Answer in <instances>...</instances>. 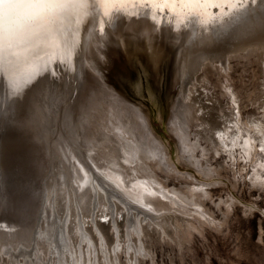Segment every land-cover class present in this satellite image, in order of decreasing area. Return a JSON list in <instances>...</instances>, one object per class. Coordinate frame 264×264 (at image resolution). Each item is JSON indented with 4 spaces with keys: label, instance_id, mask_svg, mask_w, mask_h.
<instances>
[{
    "label": "rangeland",
    "instance_id": "374dc122",
    "mask_svg": "<svg viewBox=\"0 0 264 264\" xmlns=\"http://www.w3.org/2000/svg\"><path fill=\"white\" fill-rule=\"evenodd\" d=\"M181 32L188 33L187 29H181ZM176 43L175 50L169 48L165 52L166 59L172 57V70L170 88L164 94L167 100L163 118L143 99L129 96L125 99L121 91L102 80L117 96L149 117L153 135L161 147L163 145L162 150H167L173 169L164 164L158 167L153 160L148 161L150 167L147 168L155 179L142 177L145 184L160 181L167 191L178 192L184 198L190 197L191 188H202L206 184L210 194L201 200L207 210L205 216L209 215L207 218L213 221L205 222L185 211L184 214L181 208L152 212L150 206L140 200L142 187L135 189L136 185L132 186L138 183V177L128 176L127 181V173L124 182L129 183L128 188L139 189V193L136 192L138 196L132 193L133 196L125 190L122 179L118 177L119 181L115 173L121 167L109 164L116 158L117 150L107 154L108 148L103 147V143L107 141L104 138L106 131L112 132L116 128L115 131L122 133L126 130L122 127H127L130 121L127 122L117 104H109L98 90L95 91L97 87L88 74L101 78L92 60L88 66L84 64L85 75H81L78 66L70 70L58 63L53 69L54 76H40L28 95L13 97L10 110L6 107L10 100L1 95L0 264H63V260L53 263L51 257L61 252L63 258L65 247L71 248L69 236L73 234H69L67 227L77 234L74 228L80 216H83L80 222L82 220L84 233L91 236L97 249L96 264H105L102 253L105 247L100 235L111 250L112 264L115 260L117 263L114 264H264V50L252 46L226 54L219 63L203 61L191 80L194 84L188 87L191 98L181 102V106L178 98L186 41ZM161 106L158 105V111ZM175 113L180 119L178 125L181 124L184 131H179L181 137L170 131L169 124ZM117 131L112 135L115 136ZM143 135H138L137 139L143 140L142 146L148 147L147 136L144 132ZM124 136L129 142L126 143L133 146L136 138L132 134ZM146 147L144 152L149 151ZM100 150L105 153L101 154ZM127 154L133 156L128 151ZM108 167L115 172L107 170ZM121 171L126 172L124 168ZM141 173L144 172L141 170ZM139 181L144 183L142 179ZM97 182L101 183L100 187ZM68 187L74 190L73 195L78 199L74 200L76 205L83 203L84 213L79 204L77 209L81 215L77 212V218L69 217L66 207ZM58 188L66 190L67 202L61 203L64 200L61 196L63 200L58 202L57 208L54 203L60 198L55 195ZM49 192L52 195L48 197ZM79 199L84 200L80 202ZM178 202L188 207L184 202ZM156 216L164 219L161 221ZM78 236L84 243L81 234ZM107 258L110 262L111 258Z\"/></svg>",
    "mask_w": 264,
    "mask_h": 264
},
{
    "label": "bare ground",
    "instance_id": "6f19581e",
    "mask_svg": "<svg viewBox=\"0 0 264 264\" xmlns=\"http://www.w3.org/2000/svg\"><path fill=\"white\" fill-rule=\"evenodd\" d=\"M140 10H141V8H139L138 6L137 7L129 6L127 13L115 14L111 18L110 22L105 23L104 28H103V32L100 31V24H99L100 14L96 13L95 10H91V9L89 10L90 14L87 16H83L79 10H69L67 12L57 13L51 18L50 22H46L45 24L38 26V28H37L38 31H47L50 33V36L47 39H34L31 45L19 46V47H16L15 49H13L12 53H5L3 69L0 70V96L3 94L5 99L8 98L10 100L9 105L6 107H8L9 110L11 109V107L13 105L11 103V99L13 97L23 98L25 95H28V93H30V91H31L30 90L31 87L33 85H34V87H36V85L34 84L35 80H37L40 76H41V78L42 77L45 78L47 76L48 77L54 76L55 74L53 75V73H54L53 69H54V67H56L55 65H57L58 63L61 66L63 65L64 67H68L70 70H73V68L75 66H78L80 69V72H81V67H83L84 64H86L88 66L89 63L91 62V60H92V63H95L96 61H98L100 59L99 57L103 56V51H101L102 48L106 47V43H108L111 40L110 38H112V36H109L104 40H101V38L103 36L107 35V33H110L111 29L113 30L112 32L115 33L114 36H117L120 34L119 32H121L122 30L127 31L130 28L134 27L135 28L134 31H136L135 33H137L138 35L146 37L147 41L151 44L152 43L151 41L153 40V38L156 37V35H154V32H151V30L153 29V26H155V25L152 22L153 20H151V18H150L151 14L148 12H147V14H143L140 12ZM165 11H167V10H165ZM212 12H213V8L210 7L206 10V14L204 12H201V14L198 18H195V17L189 18L186 10L177 9L176 10L177 14L169 13V14H172L175 17V19H171L172 17H166L164 19V21H162L164 23H168V22H171V24L175 23L174 28L177 31H181L178 29L190 30V31L187 30L188 31V33L186 32L187 34L182 33V32H178L176 34L177 42L186 41L185 51L182 54V59L184 58L183 70H185V73L182 70L183 79H182V83H181V92L179 93V98H178L181 100V101L178 100V102H180V104H181V102L184 103L186 100H190V98H191L190 97V93H191V91H190L191 87L190 86L194 84V83L193 84L191 83V80L194 78L197 70L199 69V66H201L203 61H205V60L207 61V59H208L209 61L213 60V62L218 61V63H219V61H221V60L223 61V58L226 57L225 56L226 54L231 53V52H235V51H240L243 49L245 50V48L252 47V46L258 47V48H261L264 50V0H256L255 4H250L249 6H247L245 9H243L239 13H237L235 15L233 14L234 16L231 15V16H233L232 18H231V16H229L230 18L228 20L224 21V23H222V24L216 23V25L214 24L215 25L214 27H207V23L209 21L214 20L215 17L224 16L223 13L220 12L219 10H218V14H216V15H214ZM138 13H139V15H138ZM186 19H188V21H190V22H191V20H195L197 23L196 24L197 27L193 26V27H195V29H191L187 26H180V24L182 23L181 21H184ZM109 24H112L111 29L105 28V26L106 25L108 26ZM203 24H206V25H203ZM193 34H195L194 37L191 36ZM119 37H121V35ZM94 40H97L98 45L95 44ZM92 51H96L94 53H96V55L98 54V57H96L95 54H93L91 56V54L93 53ZM101 52H102V54H101ZM69 69H67V70L70 71ZM57 70H58V68H57ZM61 70H63V69H61ZM70 74H71V71H70ZM69 76H71V75H69ZM88 76H89V79L93 80L92 82L94 83V86L97 87V89L95 91L98 90L100 95L102 94V96H104L105 100H107V102L109 104H113V103L117 104V106L119 108L118 110H120V112L125 115L127 122H128V120L130 121L128 123L129 125H127V127L121 126L123 129L126 128V130L122 133L120 131L118 132L116 130L118 133H116L115 136H113L112 134H115L116 128H114V130H113L115 132L106 131L107 133L105 132L106 135L104 138L107 141L104 140V143H103L104 144L103 147L108 148L107 154L109 152H111L110 154H112L113 150H117L116 156H115L116 158L114 159V156H113L112 158L114 159V161L110 160L109 164L119 166V167H121V169L124 168L126 170V172H123L119 168L120 171L119 170H116L118 172L114 171L117 174V178L119 177L120 179H122L123 185L125 186V190H127V192L130 191L131 194L135 193L137 195L136 192H138L139 189H137V191H135L136 187L137 188L142 187L143 190L142 189H140V190L143 191V195L138 192L139 197H141L140 200L143 199V201L145 203V204L144 203L143 204L145 206H150V208L152 209V212H153V210L155 212H161V211L168 210L169 208H172L174 210H178L179 208H181V209H183L182 210L183 213L185 211V212H188L191 216H194V217L199 216L205 222H208V223L212 222L213 220L209 221V219L207 218L209 215H207V217L205 216V213H207V210L205 208L204 202L201 200L202 197L209 196V194H210L209 191L207 190V188L205 187L206 184L203 185L202 188H197V187H194V189L191 188L192 190H189L190 197L186 196V198L182 197L181 196L182 194L180 195V194H178V192H175V191L173 192L170 190L167 191L166 187L164 185H162V183H160V181L155 180L154 181L155 184L154 183L153 184H151V183L145 184V182L143 181V178L144 179L147 178V180L148 179L151 180L155 177L153 172L151 170L149 171V169L147 168V166L150 167L148 161L153 160L156 164L155 166H158V167H160L161 165L164 164L163 166H167V168H169L170 170L173 169V167L170 165V162H169V157H168V154L166 152L167 150L165 148H164L166 150L165 152L162 150L163 145L161 147V144L156 140L155 136L153 135V131L150 127V119L147 115L144 114V112L139 110L137 107L130 105L121 96H117L118 94L115 93L105 83L106 81L104 80L105 81L104 82L102 80L101 77H100L101 79H99L98 77L90 74V72H89ZM189 84H191V85L189 86ZM188 87H190V88H188ZM26 89H28V90H26ZM99 93L97 92V94H99ZM166 93H167L166 88L164 87V92L160 96L153 98V99H150L149 97L146 96V99L148 100L146 102V104L149 105L150 107H152V109L154 108L153 110H155L156 112H159L160 118H163V112L165 110V103L167 100V97L165 96ZM123 95L125 96L124 98L126 99L127 94L125 92H123ZM34 96H36V98L38 97V95H33V97ZM33 97H32V99H33ZM24 100H26V99H24ZM38 101H37V103H38ZM27 102H26V105H27ZM33 103H31V104L33 105ZM160 104H162V106L159 109L160 111H158L157 107H158V105L160 106ZM24 106H25V104L23 105V107ZM181 106H183V104H181ZM90 109H92V108H90ZM107 109H109V108H107ZM21 110H23V109H21ZM29 112H30V110H29ZM29 112H28V114H29ZM20 113H22V112H20ZM30 115H31V113H30ZM101 115H103V114H101ZM173 117H174V115H173ZM175 119H176V123L174 122ZM179 120L180 119L177 118L176 113H175V117L171 120L169 125L172 128V129H170V131L177 133V136L179 135V137H181L180 134H178V133H180V132L184 133V131L181 128V124H180V126L178 125ZM108 121H106V122H108ZM104 122H105V120H104ZM9 124H11V123H9ZM104 125L107 126V123ZM101 128H102V130H104L103 127H101ZM105 128L108 129L107 127H105ZM226 130H228V129H226ZM121 131H122V129H121ZM229 131H231V130H229ZM143 132L147 136V141H148L147 145L149 147V151H147V152L143 151L144 147H146L144 145L142 146V144H141V143H143L142 142L143 140L137 139V136L143 135ZM129 134H132L136 138L135 142L133 141V143H134L133 146L128 145L126 143L128 141H125V140H127V138L124 135H129ZM229 134H231V133L229 132ZM220 135H222V134H220ZM142 137H144V135ZM184 144H186V143H184ZM101 145H102V143H101ZM108 145H111L112 147L111 148L106 147ZM117 146H119V148ZM185 146H187V145H185ZM99 147H100V145H99ZM148 147H146V150ZM101 148H99V149H101ZM96 150H94V151H96ZM103 150L105 151V149H103ZM102 151L100 153L104 154L105 152L103 153ZM127 151L132 153L133 156L128 157ZM93 156H94V154H93ZM97 158H99V157H97ZM120 159H122L121 160L122 162H120ZM140 162L142 163V165ZM139 168H141V169H139ZM108 169H109V167L107 168V170ZM111 169H109V171L113 172ZM141 170L144 172L143 174L141 173ZM126 173L128 174V175H126V177H128V176L138 177V180L136 177H133V179L136 178L135 180H137L138 183H136L135 181L132 180V182H135L132 184V186L136 185L135 189L133 187L128 188L127 185H129V183L126 185V183L124 182V179H125L124 175ZM116 174H114L115 178H116ZM140 174H142V175H140ZM112 177H114V176H112ZM120 179H119V181H120ZM139 179H142V181L144 183L139 181ZM127 181H129V177H128ZM97 183H96V185H99V187H100L101 183L100 184L99 183L97 184ZM130 183H131V181H130ZM120 184H122V183H120ZM64 187H66V185ZM92 187L96 191L99 189V188L96 189L95 185L94 186L92 185ZM68 189H67L68 190L67 195H68L69 203L66 207L68 208V211L70 212L69 217L75 216L77 218L79 216V215L77 216V212H78L77 208L79 207V204H80V207L82 208L83 206H81V205L83 203L82 204L79 203L77 206L76 205L77 202H75V201L78 199H76V196L73 195V192H74L73 188L68 187ZM123 189L124 188H122V190ZM125 190H123V191L125 192ZM104 191L105 190H103V192ZM64 192L66 193V190H64L62 188H58L56 190L55 195L57 197H60V198H59V201L55 199V203H54L55 207H57L56 205H59L58 202H61L63 200V198L61 199V196L65 195ZM106 192H107V190H106ZM90 193H92V192H90ZM130 193H129V196H131ZM109 194H111V193H109ZM50 195H52V193L49 192L48 197ZM108 195H105V196H108ZM127 195H128V193H127ZM65 196H64V200L61 203H64V201L66 200ZM83 196H85V195L84 194L81 195L82 198H83ZM96 197H99L98 194ZM104 197H103V199H104ZM108 198L109 197H107V199ZM84 199H81V200H84ZM81 200H80V202H81ZM108 200L110 201V199H108ZM178 201H181V203L184 202L185 204L188 205V207L186 205H181ZM65 202H67V200ZM138 203L140 204V201ZM190 206H195L196 209L193 210ZM100 207H102V206H100ZM99 208H96V209H99ZM82 209H80V210H81V212L84 213V208H82ZM171 211L173 212V210H171ZM96 212H97V210H96ZM79 214L81 215V213H79ZM184 214H186V213H184ZM82 215H84V214H82ZM190 215H189V217H190ZM163 216H165V215H163ZM80 217L82 218L83 216H80ZM80 217H79V222L77 221V219H76V222L74 221L76 223L74 229L76 230L77 234H74L72 232L73 229H71L69 226L67 227L69 234L70 233L73 234L72 236H69L70 237L69 240L71 241L70 242L71 248L65 247L66 250H65V255L63 256V258L60 255L61 252L60 253L58 252V254L56 256H52L51 258H52L53 263H55L56 261L59 263L60 260H63L65 264H85V262H86V264H96L95 259L97 258V255H98L97 249L95 247V244H94L91 236H88V234L86 235L84 233V230L82 227L83 224L81 226L82 220L80 222ZM161 217L162 216H160V219H161ZM157 218L159 219V217H157ZM163 219H161V221ZM71 221L72 220L69 219V222L68 221L67 222L71 224ZM83 221H85V220H83ZM138 221H140V220H138ZM161 221H158V222L160 223ZM150 222H153V221H150ZM155 222L158 223L157 220ZM150 225H153V223H150ZM156 225H158V224H156ZM95 226H96V228H98L97 227L98 225L96 223H95ZM141 227H139V228H141ZM163 229L164 228H162V230ZM174 229H176V228H174ZM97 230H98V233L101 232L99 229H97ZM80 234H81V237L84 239V243H82L83 240L80 239V236H78ZM72 238H73V241H72ZM100 238L102 241L103 248L105 247L104 251L102 252L104 254V256H103L104 260L103 261L105 264H110L112 262L111 250H109V248L106 247L107 244L105 242V239L102 237V235H100ZM66 241H68V240L66 239ZM118 245L120 246L119 243H118ZM54 249H55V247H54ZM0 250H1V248H0ZM52 251L54 253L53 249H52ZM52 251L50 250V252H52ZM19 257H21V256H19ZM107 257L111 258L110 262L108 261ZM51 258L49 260H51ZM25 259L26 258H24V261H25ZM115 262H116V260H115ZM14 264H16V262Z\"/></svg>",
    "mask_w": 264,
    "mask_h": 264
},
{
    "label": "water",
    "instance_id": "95a60500",
    "mask_svg": "<svg viewBox=\"0 0 264 264\" xmlns=\"http://www.w3.org/2000/svg\"><path fill=\"white\" fill-rule=\"evenodd\" d=\"M250 4L252 3L250 2L248 6ZM140 12L147 14V12L150 13V10L141 9ZM212 13L214 15L218 14V9L213 8ZM233 14L235 15L237 12H234ZM233 16H231V18ZM166 17H172L171 19H175V17L172 14H169L168 11L157 13L155 20L150 17L155 25L153 26V29L151 28V32H154V35H156L151 41V44L147 41L146 37L135 33L136 31H134V27L127 31L121 29L122 31L119 32L120 34L114 36L115 33L112 32L113 30L111 29L112 24H109L108 26L106 25L105 28H110L111 30L110 33L103 36L101 40H104L109 36H112V38L106 43V47L102 48L101 51H103V56L101 55L102 57H99L100 59L94 63L97 65V73L100 74L99 76L115 89L125 92L130 98L143 99L145 103L148 101L145 98L146 96L153 99L164 92V87L168 90L171 84L170 72L172 70V57L166 59L165 52L169 48L175 50L177 45L176 34L181 31L175 30V23L171 24V22H162ZM229 18V16L215 17L214 20L207 23V27H214L216 23L222 24ZM181 22L180 26H187L191 29L197 27L195 20H191L190 22L186 19ZM120 35L121 37H119ZM191 36L194 37L195 34ZM94 41L95 44L98 43L97 40ZM92 52L91 56L95 54V56L98 57L96 53H94L96 51ZM164 65L165 70L163 69ZM84 72L85 67L83 66L81 67V75L84 74ZM160 89L163 90L159 93ZM2 111L1 105L0 112Z\"/></svg>",
    "mask_w": 264,
    "mask_h": 264
},
{
    "label": "snow or ice",
    "instance_id": "6c2138e0",
    "mask_svg": "<svg viewBox=\"0 0 264 264\" xmlns=\"http://www.w3.org/2000/svg\"><path fill=\"white\" fill-rule=\"evenodd\" d=\"M250 2L255 4L256 0H0V70L5 53L31 45L34 39H47L50 33L37 28L50 22L57 13L79 10L87 16L90 9L95 10L100 14V31L103 32L105 23L115 14L127 13L129 6L150 10L155 20L157 13L167 10L177 14V9L186 10L189 18H198L210 7L230 16L245 9Z\"/></svg>",
    "mask_w": 264,
    "mask_h": 264
}]
</instances>
